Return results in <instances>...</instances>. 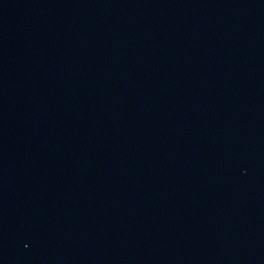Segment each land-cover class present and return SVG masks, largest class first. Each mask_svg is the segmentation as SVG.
Instances as JSON below:
<instances>
[{
    "label": "water",
    "instance_id": "water-1",
    "mask_svg": "<svg viewBox=\"0 0 264 264\" xmlns=\"http://www.w3.org/2000/svg\"><path fill=\"white\" fill-rule=\"evenodd\" d=\"M0 264H264V0H0Z\"/></svg>",
    "mask_w": 264,
    "mask_h": 264
}]
</instances>
